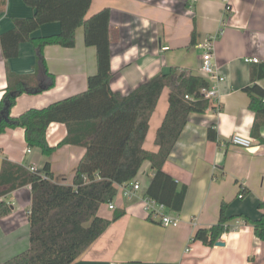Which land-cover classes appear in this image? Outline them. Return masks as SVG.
Masks as SVG:
<instances>
[{
  "label": "crops",
  "instance_id": "obj_1",
  "mask_svg": "<svg viewBox=\"0 0 264 264\" xmlns=\"http://www.w3.org/2000/svg\"><path fill=\"white\" fill-rule=\"evenodd\" d=\"M0 13V36L13 27L16 18L34 16V9L22 0H6ZM104 8L111 11V67L114 93L127 96L169 68L201 75L203 50L200 45L216 37L214 62L222 82L217 96L204 114H191L188 124L164 170L179 184L188 187L178 227H163L148 217L142 203L143 192L126 196L122 187L109 204L100 207L99 216L112 220L117 212L124 216L113 224L72 264H264V244L256 238L254 228L243 220L230 223V230L219 241L223 246L207 245L195 240L199 229H209L219 221L223 203L228 216L243 215L257 220L264 213V126L262 143L253 137L255 113L244 91L252 85L251 69L264 64V0H94L88 17ZM58 22L41 26L33 38L56 35ZM195 34V43L191 44ZM163 48H168L163 50ZM47 68L56 78L55 86L41 94H22L11 111L19 117L30 109L75 96L88 89L89 76L97 72L94 47H87L84 29L76 32V46H47ZM258 59L259 62H247ZM37 63L33 45L20 46L19 57L5 60L0 44V101L7 88V72L33 75ZM264 89V78L257 82ZM170 90L166 88L150 120L144 149L158 151L156 134L169 108ZM215 130L217 140L208 138ZM64 124L52 123L47 130L51 147L67 136ZM235 134L253 140L251 150L231 144ZM30 150V152H27ZM85 148L65 145L46 157L40 148H29L22 128L0 134V170L3 159L39 172L51 164L55 180L72 185L76 168ZM154 174L145 162L137 175L146 191ZM6 187L0 188V191ZM245 191L244 198L239 195ZM11 213L0 219V264L30 247L28 213L32 203L31 186H24L0 198ZM186 249H190L187 252Z\"/></svg>",
  "mask_w": 264,
  "mask_h": 264
},
{
  "label": "trees",
  "instance_id": "obj_2",
  "mask_svg": "<svg viewBox=\"0 0 264 264\" xmlns=\"http://www.w3.org/2000/svg\"><path fill=\"white\" fill-rule=\"evenodd\" d=\"M94 0H22L34 9L30 18H16L13 27L2 33L0 44L5 60L19 57L20 46L33 45L37 63L33 75H18L8 70L7 88L0 101V134L22 128L29 148H40L51 157L65 145L80 146L86 152L78 164L72 185L61 184L51 172L50 162L42 171L30 172L26 167L3 159L0 170V198L24 186H31L32 203L28 213L30 247L3 264H72L124 212L112 220L99 216L100 207L110 204L118 188L129 185L143 164L151 163L154 174L145 195L179 214L184 207L188 187L179 184L165 172L164 166L175 150L191 114H204L212 106L201 90L209 87L202 76L169 68L127 96L111 89V11L104 8L88 17ZM7 4L0 0V13ZM58 22L61 31L56 35L33 38L41 26ZM84 29L87 47L96 49L97 72L88 78V89L78 95L56 101L42 109H30L19 117L11 111L22 94H41L55 86L56 78L49 73L44 50L47 46L74 48L76 32ZM195 43V34L191 44ZM264 78V64L251 69L252 85L245 88L250 97L249 108L255 113L252 135L262 143L264 126V89L257 83ZM168 88L169 108L157 131L156 153L144 149L150 120L163 91ZM186 96L195 99L189 100ZM52 123L64 124L67 136L51 147L47 130ZM209 140L216 141V131L210 129ZM46 176L47 179H44ZM244 194L245 191L242 190ZM263 209L264 204L260 203ZM11 213V207L0 203V219ZM243 220L254 228L257 239L264 244V213L257 220L228 216L223 203L219 221L209 229H199L195 240L213 246L230 230V223ZM129 264H141L132 261Z\"/></svg>",
  "mask_w": 264,
  "mask_h": 264
},
{
  "label": "built area",
  "instance_id": "obj_3",
  "mask_svg": "<svg viewBox=\"0 0 264 264\" xmlns=\"http://www.w3.org/2000/svg\"><path fill=\"white\" fill-rule=\"evenodd\" d=\"M215 40H216L215 36L209 37L205 43L200 45V48L203 50L201 56L202 62L200 66V72L202 77L209 83V87L202 89L200 94L205 99H208L210 101H215V98L217 96V85L219 82H222L224 80V77L221 75V72L219 71L216 63L214 62ZM167 49L168 48H163L164 51ZM246 61L259 62L258 59H247ZM186 98L189 100L195 99L192 96H186ZM231 144L245 150H251L253 146V140L248 136L235 134L231 137ZM27 152H30V150H28ZM28 170L32 173L39 172L34 167H29ZM43 178L47 179L46 176H43ZM120 187L124 188L126 196H130L136 192H143L142 203L146 214L148 215V217L152 219L159 220L163 227L179 226L180 224L179 218L169 214L168 213L169 209L164 204L145 195V192L143 190V184L138 179V177L132 180L129 185H123ZM239 198L240 199L244 198L243 193L239 195ZM109 208L111 210L115 209L112 203L109 204ZM186 250L187 252H190V249H186ZM111 264H119V263H111Z\"/></svg>",
  "mask_w": 264,
  "mask_h": 264
},
{
  "label": "water",
  "instance_id": "obj_4",
  "mask_svg": "<svg viewBox=\"0 0 264 264\" xmlns=\"http://www.w3.org/2000/svg\"><path fill=\"white\" fill-rule=\"evenodd\" d=\"M216 245H218V246H223L224 244L221 243L220 241H218V242L216 243Z\"/></svg>",
  "mask_w": 264,
  "mask_h": 264
},
{
  "label": "rangeland",
  "instance_id": "obj_5",
  "mask_svg": "<svg viewBox=\"0 0 264 264\" xmlns=\"http://www.w3.org/2000/svg\"><path fill=\"white\" fill-rule=\"evenodd\" d=\"M42 171V170H41Z\"/></svg>",
  "mask_w": 264,
  "mask_h": 264
}]
</instances>
